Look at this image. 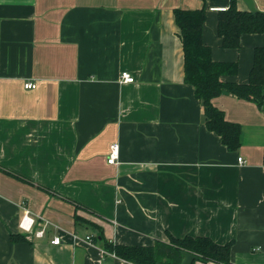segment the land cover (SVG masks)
Here are the masks:
<instances>
[{
	"label": "crops",
	"instance_id": "1",
	"mask_svg": "<svg viewBox=\"0 0 264 264\" xmlns=\"http://www.w3.org/2000/svg\"><path fill=\"white\" fill-rule=\"evenodd\" d=\"M231 3L0 0V264H132L83 241L97 231L76 216L115 245L209 237L233 242L232 264H264V110L213 100L241 126L237 152L207 129L174 16L204 9L213 60L239 65L223 80L245 84L264 34L224 49L212 9ZM254 3L264 13V0ZM123 72L135 82L123 83ZM25 210L52 225L44 238L13 243Z\"/></svg>",
	"mask_w": 264,
	"mask_h": 264
},
{
	"label": "trees",
	"instance_id": "2",
	"mask_svg": "<svg viewBox=\"0 0 264 264\" xmlns=\"http://www.w3.org/2000/svg\"><path fill=\"white\" fill-rule=\"evenodd\" d=\"M174 16L183 47L185 82L194 87L195 97L203 106L207 129L217 134L229 151L237 152L241 148V126L228 121L225 112L216 108L213 100L222 95H230L252 102L263 109L264 47L255 49L247 83L225 82L224 77L238 74L239 65L236 62L213 60L211 47L203 39L206 11L176 9ZM217 30L224 49H240L243 35L264 34V13L258 10L241 11L238 9L237 0H232L231 6L220 12ZM76 222L94 227L97 231L93 238L95 243H102L107 252L132 264H182L184 253L194 257L192 264H232L233 242L219 245L209 237L187 236L178 239L168 235L169 243L157 241L153 246L145 247L115 245L108 242L102 229L91 222L78 216ZM11 241L19 243L27 242V239L23 234H13Z\"/></svg>",
	"mask_w": 264,
	"mask_h": 264
},
{
	"label": "built area",
	"instance_id": "3",
	"mask_svg": "<svg viewBox=\"0 0 264 264\" xmlns=\"http://www.w3.org/2000/svg\"><path fill=\"white\" fill-rule=\"evenodd\" d=\"M214 11H226L227 8H215L212 9ZM121 79L123 81V83H134L135 82V78L128 72H123ZM25 88L27 90H33L37 88V84L34 82H29L25 85ZM120 158V147L119 144H114L111 147V153L109 155V159H108V163L113 165V164H117L118 160ZM239 163L243 164L244 160L243 158H239ZM38 219H35L31 213L29 212V210H25L24 215L22 216L20 222H19V228L22 232L23 235H25L26 237L28 236H35L36 238H44L47 230L50 228V226L52 225L50 222H48L47 220L45 221L42 217ZM42 222V225H40L41 229L36 230L35 226L38 223ZM93 238L94 236H88L85 239H82L83 241L89 243V244H93ZM74 240L77 241L79 240V238L77 236H74ZM52 244L54 245H61L62 244V239L58 236V237H54V239L52 240ZM102 255H113L115 256V254H112L110 252H107L106 250H101L100 251Z\"/></svg>",
	"mask_w": 264,
	"mask_h": 264
},
{
	"label": "water",
	"instance_id": "4",
	"mask_svg": "<svg viewBox=\"0 0 264 264\" xmlns=\"http://www.w3.org/2000/svg\"><path fill=\"white\" fill-rule=\"evenodd\" d=\"M248 7V10L250 12H256L257 9L255 7V3L254 0H242ZM263 110H264V106H263ZM194 261V257L189 254V253H184L183 254V261L182 264H192Z\"/></svg>",
	"mask_w": 264,
	"mask_h": 264
}]
</instances>
